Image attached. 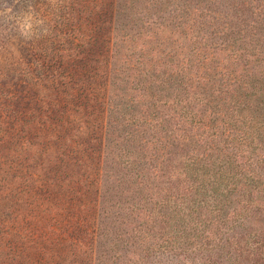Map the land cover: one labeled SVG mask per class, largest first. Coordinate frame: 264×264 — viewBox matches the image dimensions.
I'll return each instance as SVG.
<instances>
[{
    "label": "trees",
    "instance_id": "16d2710c",
    "mask_svg": "<svg viewBox=\"0 0 264 264\" xmlns=\"http://www.w3.org/2000/svg\"><path fill=\"white\" fill-rule=\"evenodd\" d=\"M116 5L110 52L88 69L83 49L75 69L52 82L64 95L30 121L37 140L50 137L54 193L76 195L92 158L86 137L102 114L93 149L95 264L178 255L264 264V0ZM90 78L97 93L84 86ZM13 120L0 115L2 157ZM35 144L23 160H42L41 148L30 157Z\"/></svg>",
    "mask_w": 264,
    "mask_h": 264
},
{
    "label": "rangeland",
    "instance_id": "374dc122",
    "mask_svg": "<svg viewBox=\"0 0 264 264\" xmlns=\"http://www.w3.org/2000/svg\"><path fill=\"white\" fill-rule=\"evenodd\" d=\"M118 1L0 0V115L13 116L16 131L9 152L0 155V264L96 263L91 242L98 153L93 149L102 142L103 116L96 113L95 117L101 116L86 137L92 158L85 160L87 167L80 171L82 183L75 188L76 195L66 198L54 193L58 188L55 160L53 150L46 148L50 137L45 133L39 147L41 139L29 129L32 117L44 112V103L47 106L64 95L52 82L62 80L65 67L75 69L83 49L88 52V69L95 64L92 59L105 58L110 52ZM72 79L66 81L74 84ZM84 81L87 92H98L91 78ZM23 118L30 126L22 127ZM32 141L36 149L31 147L30 157L41 148L42 160H23ZM72 196L75 200L69 205L67 199ZM178 256L155 258L153 263L151 258L148 264H204Z\"/></svg>",
    "mask_w": 264,
    "mask_h": 264
},
{
    "label": "clouds",
    "instance_id": "9594fccd",
    "mask_svg": "<svg viewBox=\"0 0 264 264\" xmlns=\"http://www.w3.org/2000/svg\"><path fill=\"white\" fill-rule=\"evenodd\" d=\"M10 11V10H9Z\"/></svg>",
    "mask_w": 264,
    "mask_h": 264
}]
</instances>
